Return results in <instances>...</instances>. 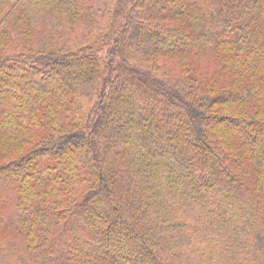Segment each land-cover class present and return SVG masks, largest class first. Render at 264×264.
<instances>
[{
  "label": "trees",
  "instance_id": "16d2710c",
  "mask_svg": "<svg viewBox=\"0 0 264 264\" xmlns=\"http://www.w3.org/2000/svg\"><path fill=\"white\" fill-rule=\"evenodd\" d=\"M0 180V264H264V0H0Z\"/></svg>",
  "mask_w": 264,
  "mask_h": 264
},
{
  "label": "rangeland",
  "instance_id": "374dc122",
  "mask_svg": "<svg viewBox=\"0 0 264 264\" xmlns=\"http://www.w3.org/2000/svg\"><path fill=\"white\" fill-rule=\"evenodd\" d=\"M0 181H1V180H0ZM0 186H1V184H0ZM0 191H1V192H4V191L1 190V188H0ZM10 213H11V215H12L13 217H16V215H17L16 210H15L14 207L11 208Z\"/></svg>",
  "mask_w": 264,
  "mask_h": 264
}]
</instances>
